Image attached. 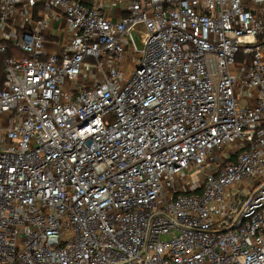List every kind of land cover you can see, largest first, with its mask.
I'll return each instance as SVG.
<instances>
[{
	"label": "built area",
	"instance_id": "built-area-1",
	"mask_svg": "<svg viewBox=\"0 0 264 264\" xmlns=\"http://www.w3.org/2000/svg\"><path fill=\"white\" fill-rule=\"evenodd\" d=\"M119 1L0 0V264H264V0Z\"/></svg>",
	"mask_w": 264,
	"mask_h": 264
},
{
	"label": "crops",
	"instance_id": "crops-1",
	"mask_svg": "<svg viewBox=\"0 0 264 264\" xmlns=\"http://www.w3.org/2000/svg\"><path fill=\"white\" fill-rule=\"evenodd\" d=\"M130 4V1L122 0L117 3L115 6L114 19L117 20L120 17L126 16L127 14V5ZM69 24L65 18L56 17L54 21V26L51 34L47 36L49 41L47 49L50 52H58L64 48L65 39L68 36Z\"/></svg>",
	"mask_w": 264,
	"mask_h": 264
},
{
	"label": "trees",
	"instance_id": "trees-1",
	"mask_svg": "<svg viewBox=\"0 0 264 264\" xmlns=\"http://www.w3.org/2000/svg\"><path fill=\"white\" fill-rule=\"evenodd\" d=\"M14 54L20 57L24 56V53L16 49L14 46H9L6 52L0 53V85H2L5 79V76H6L5 59L8 56H11Z\"/></svg>",
	"mask_w": 264,
	"mask_h": 264
},
{
	"label": "rangeland",
	"instance_id": "rangeland-1",
	"mask_svg": "<svg viewBox=\"0 0 264 264\" xmlns=\"http://www.w3.org/2000/svg\"><path fill=\"white\" fill-rule=\"evenodd\" d=\"M135 53H133V55H134ZM133 55L131 56V57H133ZM195 175H196V173L194 172L193 173V176L195 177ZM238 192H239V188L237 187V188H234L233 189V191H232V193H234V194H238Z\"/></svg>",
	"mask_w": 264,
	"mask_h": 264
}]
</instances>
